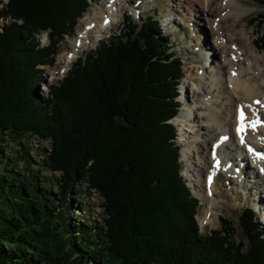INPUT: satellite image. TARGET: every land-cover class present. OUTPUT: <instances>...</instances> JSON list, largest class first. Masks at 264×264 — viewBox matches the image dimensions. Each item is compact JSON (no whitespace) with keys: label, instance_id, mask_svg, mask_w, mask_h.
<instances>
[{"label":"trees","instance_id":"1","mask_svg":"<svg viewBox=\"0 0 264 264\" xmlns=\"http://www.w3.org/2000/svg\"><path fill=\"white\" fill-rule=\"evenodd\" d=\"M87 2L0 1V264H264L253 207L241 216L243 240L224 217L201 232L172 121L183 63L153 15L130 18L42 95L44 66ZM257 17L264 50V14ZM32 137L49 141L42 163ZM42 166L60 173L55 186ZM84 191L103 198L105 217L97 225L85 215L73 230L69 197L82 202Z\"/></svg>","mask_w":264,"mask_h":264},{"label":"rangeland","instance_id":"2","mask_svg":"<svg viewBox=\"0 0 264 264\" xmlns=\"http://www.w3.org/2000/svg\"><path fill=\"white\" fill-rule=\"evenodd\" d=\"M0 1H3L4 4L8 0ZM87 1L88 7L86 11L83 12L82 16L77 19L75 30H73L70 34L66 35L63 41L61 42L59 53L56 56L55 63L52 66H44L46 82H42L40 84L43 96L44 94L45 96L47 95L50 84L62 80L67 75L68 72L65 74L58 73L56 75H53L52 70H57L59 68L60 64L57 63V57L66 54L67 51L72 49V43L76 39L77 29L82 28V24L85 23L84 21H86V17L88 16L87 13L90 14L98 10L99 7H108L106 0ZM243 1L239 3L247 9V12L244 14V21H241L239 26H235L234 19L232 17L228 19L229 21L224 20L223 26L227 30L235 32V35H232V37H238L237 39L241 43L240 47H242L244 50L247 46H252V48L255 50V54L260 57V60H258V66L260 65V68L262 69L264 65V50H260L256 46V42L258 41V32L261 30V26L258 21H253L255 20L254 18H256L257 16V18H259L261 14H264V7L259 2V0H253V2L251 0L252 3L247 4H245ZM118 2L119 3L116 7H112V9H114L115 11L110 12L113 13V24L109 27V29L105 31L101 40H105L114 33H119L121 31V28L124 27L125 24L129 23L130 18L136 23H142L143 21L147 20L148 16L153 15L160 23L162 34L168 38L167 41L169 46H171V50L177 55V57L181 59L183 63L184 70L179 85L180 95L178 97V100L181 104L180 111L182 108L184 109V111L188 109L190 110L193 107L196 108L200 104L198 103V101H195V96L191 95L190 90L192 87H204L203 89L201 88L202 92L204 93V89L208 90L207 84L204 83V80L206 79L215 81L218 87L221 86L222 88H224L226 85V87L231 89L232 86L231 81L229 79L231 69L226 68L225 71L227 72H225L224 75V72L220 73V71L217 69V64L215 63L219 62L222 64V60L224 57V53L220 52L221 49H217V54L214 55V48L216 49V41L214 37L216 32L214 27L217 25L218 18L216 21H214L213 24H211L210 22L213 19H216L215 17H211L206 14H201L197 11H192L191 14L186 9H184L181 13L180 11L174 10V8L172 7L175 2L174 0H121ZM222 3H224V1H217L215 7H219V5H221ZM3 4L1 6H3ZM108 14L109 12L107 13V15ZM190 15L192 17L191 21L188 20ZM208 19H211V21L209 22ZM251 19H253L252 22L250 21ZM2 23H4V21L0 19V24ZM245 23L246 31H244L245 29H242V25ZM244 32H247V34L245 33V35ZM36 37L42 45H48L50 43L48 32H42ZM100 41L96 44H93L90 49L84 48V51L80 53L79 57L85 55L92 49H95L96 46L100 43ZM239 52H242V50ZM226 54L229 57L231 53L228 51ZM235 56L237 55H234L233 57ZM245 65L246 67L238 65L234 68L236 69L242 66L243 68L245 67L244 69L248 71L249 65ZM245 73L246 71L244 72V74ZM224 76L227 80L225 81V83L228 82L227 84L224 83ZM246 77H249V75H247ZM261 80L264 84V78ZM198 98H203V100H205L209 104H213L214 102L212 101V97L210 98V100H208L209 98L206 97V95L201 94ZM218 99L223 102L226 101L223 97H218ZM221 105L220 103L219 105L214 104L212 106V109H216V107H220ZM221 109L227 119L231 116L227 114L229 111H233V113H235L234 105L229 106L228 104H224L222 105ZM201 112H204L206 114L212 113L206 110H201ZM175 117L172 119V121L176 125L178 135L177 141L182 147V152L180 156L182 160V175L189 184L193 195L196 196L199 201L197 219L200 224L201 232L203 234H207L210 233L212 229L220 228L221 218L224 217L230 219L233 222L234 227L237 229V240H243L240 231V223L242 213L247 207H253L255 209L256 217L259 220L262 229L264 230V176H253L255 175V172L257 170L255 171L254 168L251 166L252 164L247 160H245L244 162L245 165L248 166V169L243 175L239 168L235 167L234 169V172L235 170L238 172L240 180L234 179L235 177L229 173H224L225 178L219 179V184L217 186V189L220 192V194L219 192L217 193L219 194L217 196L218 204L212 209L209 219L205 220V206L202 204L201 192L196 189L197 182L191 179L193 176L190 172V164L193 163V161L196 159L193 156V151L188 147V145H186L185 141L182 140H193L195 136L191 132L193 131L192 129H190L187 125L180 124V122L175 121ZM203 120H205L203 122H206V119ZM205 131L206 129L201 130V132ZM208 133L212 134V131ZM182 134L183 137H181ZM215 136L218 137V134H214V137ZM206 137L208 139L210 138V136H204V138ZM29 143H31V154L34 157V160L42 163V161H40L42 158V149L49 146V141H43L39 138L32 137L31 139H29ZM210 143V141H207V144H205L204 142L203 144L201 143V149L205 150L206 154H208L209 152ZM206 146H208L207 149H205ZM16 150L17 149L15 145H11L9 147V151L12 158H19L20 154H18ZM200 155H202V152H200ZM222 155L224 156L225 153L223 152ZM244 162H242V164H244ZM22 165L23 162H20V166ZM39 168H41L40 170L42 171V174H45L47 177L53 178V185L55 186L56 178L59 177L60 173L51 172L43 166ZM204 177L206 178V174L204 175ZM54 189H56V187H54ZM69 201L72 203V210L70 212L69 222L71 223V227L73 228V230H76L77 222H80V218L85 215L89 216L90 219L97 221V225H102V219L105 217L103 208L104 200L98 193H90L89 191H84V197L82 199V202L78 201L75 195H71L69 197Z\"/></svg>","mask_w":264,"mask_h":264},{"label":"bare ground","instance_id":"3","mask_svg":"<svg viewBox=\"0 0 264 264\" xmlns=\"http://www.w3.org/2000/svg\"><path fill=\"white\" fill-rule=\"evenodd\" d=\"M118 1L121 0H106V3L108 4L107 8L99 7L98 10L90 14L87 13V22L84 21L85 23L82 24V28L77 29L76 39L72 43V49L67 51L66 54L57 57V63L60 65L57 70H52L53 75L67 73L69 69H71L72 64L75 63L74 61L79 58L80 53L84 51V48L90 49L93 44L98 43L103 38L105 31L113 24V13L110 12L115 11L112 7H116L119 3ZM174 1L172 7L174 10L180 11L181 13L186 9L191 14L192 11H197L201 14L215 17L216 19H213L212 21L211 19H208L209 22L211 21V24H213L218 18L217 25L214 27L216 32L214 35L216 41L214 55L217 54L219 49H221L220 52L224 53V57L222 64L219 62L215 63L217 64V69L220 73L224 72V75L225 72H227L225 71L226 68L231 69L229 76L232 86L231 89L225 85L228 83H225V81H227L225 76L224 88L221 86L218 87L213 80H204V83L207 84L208 87V90L204 89V93L201 90V88L203 89L204 87H192L190 90L191 95L195 96V101H198L200 104L196 108L193 107L190 110L188 109L184 111L182 108L180 113L174 119L175 121L180 122V124L187 125L192 129L193 131L191 132L195 136L193 140H182H184L186 145H188L193 151V156L196 159L193 161L194 164H190V172L193 176L191 179L197 182L196 189L201 192L202 204L205 206L204 218L207 220L209 219L212 209L218 204L217 196L220 192L217 189V186L219 184V179L225 178L224 173L232 174V176L235 177L234 179H239L240 176L236 170L234 172V169L235 167L239 168L243 175L248 169V166L245 165L244 162L247 160L252 164L251 166L254 170H257L253 176H264V158H261V156H258L255 152L259 151L264 154V142L262 141L264 139V125H260V122L264 120V84L261 80L264 78V65L262 69L260 68V65L258 66V60H260V57L255 54V50L251 45L247 46L244 50L240 47L241 43L238 41V37H232V35H235V32L227 30L223 26V21H229L228 19L232 17L235 26H239L240 22L244 21V14L247 12V9L240 4L243 0ZM217 1H224V3L219 5V7H215ZM243 2L247 4L252 3L253 0L252 2L251 0H244ZM108 12V15L111 17L107 15ZM188 20H192L191 15ZM243 25L242 29H245L246 23ZM244 31H246V29ZM245 33L247 34V32H244V34ZM241 50L242 52H239ZM228 51L231 53L229 57L226 54ZM234 55L237 56L233 57ZM245 64L249 65L248 71L244 69L246 67ZM238 65L245 67L243 68L241 66L235 69L234 67H237ZM245 71L246 73L244 74ZM247 75H249V77H246ZM201 94L206 95V97L209 98L208 100L212 97V101H214L213 104L207 103L203 98H198ZM218 97H223L226 101H220ZM219 103L220 105L221 103L222 105H234L235 113L229 111L231 113L228 112L227 114L231 116L227 119L222 112V105L216 107L217 110L212 109L214 104L219 105ZM240 106L246 108L248 112L246 120L251 121V119L254 118L258 125L255 129L248 128L243 134V138L242 136L237 135L240 141L238 142L234 134H236L237 130L238 109ZM201 110L210 111L212 113L206 114L201 112ZM203 119H206V122H203L205 121ZM202 129H206V131L201 132ZM211 131L212 134H209L208 132ZM214 134H218V137H214ZM226 134H229L231 138L228 139L229 141L220 143L221 138ZM204 136H210V138H204ZM181 137H183V134ZM207 141L211 142L208 154L205 153V150L201 149V143L203 144L204 142L207 144ZM248 145H252L251 150L245 149V146ZM207 148L208 146H206L205 149ZM234 150H238L239 154H234ZM200 152H202V155H200ZM223 152L225 153L224 156L222 155ZM218 159H221V162L219 165H216ZM242 162H244V164H242ZM205 174L206 178L204 177ZM218 192L219 194H217Z\"/></svg>","mask_w":264,"mask_h":264},{"label":"snow or ice","instance_id":"4","mask_svg":"<svg viewBox=\"0 0 264 264\" xmlns=\"http://www.w3.org/2000/svg\"><path fill=\"white\" fill-rule=\"evenodd\" d=\"M241 119H243V113H241ZM259 122V121H258ZM252 127H255V125L253 124ZM261 156V158H264V154H258Z\"/></svg>","mask_w":264,"mask_h":264}]
</instances>
